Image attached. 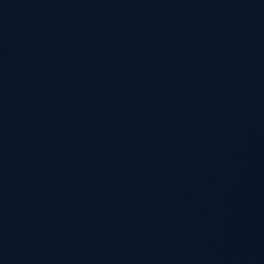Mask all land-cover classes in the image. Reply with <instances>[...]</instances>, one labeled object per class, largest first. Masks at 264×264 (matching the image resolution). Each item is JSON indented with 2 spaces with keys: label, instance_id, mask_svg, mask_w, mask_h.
Segmentation results:
<instances>
[{
  "label": "water",
  "instance_id": "obj_1",
  "mask_svg": "<svg viewBox=\"0 0 264 264\" xmlns=\"http://www.w3.org/2000/svg\"><path fill=\"white\" fill-rule=\"evenodd\" d=\"M0 264H264V0H0Z\"/></svg>",
  "mask_w": 264,
  "mask_h": 264
}]
</instances>
